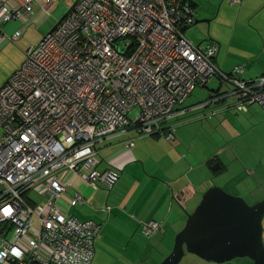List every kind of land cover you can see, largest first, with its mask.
Instances as JSON below:
<instances>
[{
  "label": "built area",
  "instance_id": "1",
  "mask_svg": "<svg viewBox=\"0 0 264 264\" xmlns=\"http://www.w3.org/2000/svg\"><path fill=\"white\" fill-rule=\"evenodd\" d=\"M37 9L36 0L0 3V41L22 37L23 29L3 28ZM196 20L187 0H77L28 48L0 89V264L93 263L102 226L70 215L60 201L89 202L77 189L69 194L67 175L93 191L117 180L119 173L99 169L100 140L133 131L128 147L149 137L174 141L189 110L182 106L215 76L229 89L198 105L209 110L205 118L264 108V76L245 79L243 65L222 72L219 46L204 48L183 33ZM161 228L142 223L146 236Z\"/></svg>",
  "mask_w": 264,
  "mask_h": 264
},
{
  "label": "crops",
  "instance_id": "2",
  "mask_svg": "<svg viewBox=\"0 0 264 264\" xmlns=\"http://www.w3.org/2000/svg\"><path fill=\"white\" fill-rule=\"evenodd\" d=\"M76 1L57 0L55 3H47L46 0H36L39 9L35 13L28 14L25 22L18 20L8 22L3 32L5 35H12L15 31L23 29V37L36 28L43 37L65 16ZM187 1L195 9L197 19L204 20V24L207 20L210 22L207 23L208 28L211 27L210 33L208 32V46L212 44L219 46L215 63L222 72L230 73L237 66L243 65L245 72L242 76L245 79L264 76V0H242L240 4H232L231 0ZM3 2L11 6L25 4V0H0V3ZM41 6L43 7L40 8ZM206 28L203 25L197 30L205 32ZM7 41L6 38L0 41V50ZM250 113L264 120L262 112L256 105L252 106ZM243 134L245 133L233 137L240 138L244 136ZM133 136H135L133 131L121 132L97 143L102 158L99 169L120 174L112 187L103 186L93 191L80 178L66 176L67 180H72L74 186L69 194H73L77 189L89 197V202L71 207L65 197L60 201L62 207L81 221L94 220L102 226L101 235L96 241L93 264H148L156 260L153 257L154 248L168 247V234L179 232L185 226L187 220L185 212H191L196 208L202 194L205 193L202 181L197 182L190 177L191 173L200 167L201 173L204 174V160L198 163L199 167L195 164L192 168L191 160L195 157L191 158V151L184 146L183 141H179L177 135L172 142L149 137L137 139L131 147L126 146V141ZM255 139L253 144L245 147L246 154L254 155L255 160L251 161L253 164L232 166L224 162L219 156L229 153V148L226 147L216 150L207 159L206 164L213 161L214 165L220 161L222 164L220 170L222 173H228L229 179L238 177L237 180L251 183L256 186V191L260 190L259 185L264 186V155L255 152L261 144L257 137ZM104 150H108L109 153L102 157ZM234 166L235 170L232 172ZM151 221L162 224V228L156 234L146 236L142 233V223ZM108 237L114 239L111 245L108 243ZM143 237L149 239L147 244H143L145 241ZM136 239L141 242L143 249L140 258L130 250L137 248ZM120 245H124V248L117 254Z\"/></svg>",
  "mask_w": 264,
  "mask_h": 264
},
{
  "label": "rangeland",
  "instance_id": "3",
  "mask_svg": "<svg viewBox=\"0 0 264 264\" xmlns=\"http://www.w3.org/2000/svg\"><path fill=\"white\" fill-rule=\"evenodd\" d=\"M226 4L228 6V3ZM203 25L206 28L207 23L204 24V22H202L192 26L186 31L185 36L191 42L197 45L199 44L202 47L206 48L209 45L208 36L211 31V27L209 29L207 25L205 32H199L197 28H200ZM42 38L43 37L40 35L37 29L33 28L28 35L23 36L16 41L8 40L7 42H5V46L0 50V87H2V85L13 75V73L21 67L26 58V51L28 50V48L31 45H37ZM228 89V85L221 86V81L216 76L208 82L206 88L200 87L195 89L193 94L186 100V102L182 106V108L189 110L180 117V120L177 121L180 123V125L176 129L175 135H177L179 141H183L182 143L184 144V146H186L188 150L191 151V158L192 156L195 157V159L191 160L190 165L192 168L195 164L196 167H199L200 165H198V163H201V161L204 160V174L201 173L200 167L196 171L192 172L190 177L194 181H202V188L205 190V192L212 186H220L230 194L242 195L250 203H255L264 198V186L259 185L260 190L256 191V186L251 183L239 181L237 180L238 177L229 179L228 173H222L221 170L214 171L212 169L213 161L206 164V162L208 161L207 159L221 147L229 148V153H226L224 156H219L224 162L229 163L230 165L237 164L236 166L246 164L248 166L253 164V162L251 161L255 160V158H253L254 155L252 154L251 156L250 154H246L245 147L253 144L256 140L255 137H257L259 143H261L259 144L260 147L257 148L255 152H259L261 156L264 155V120H261V118L258 119L255 115H252L250 113V109L253 105L249 108L248 113L242 114L232 109L227 111V113L225 114H216L210 118L204 117V115L209 112L207 108L197 106L208 99L209 94L212 90L226 91ZM256 107L259 108V110L262 112V116L264 117V108L260 105H256ZM251 121L255 122L251 123ZM256 121H258V123ZM247 130L248 132H245ZM240 133L245 134H243L244 136H241L240 138L233 137L234 135H239ZM1 134L2 128L0 127V136ZM230 145L232 146V148ZM107 153H109L108 150L102 151V157H105L104 155H106ZM237 158H239V161H237ZM234 170L235 166L232 167V172H234ZM251 191L253 193H251ZM194 209L190 213H192ZM176 233L170 232L168 234L167 248H154L153 257L156 260L152 259L154 261H150L148 262V264H158L170 253L174 245V238ZM107 239L110 245L114 241L112 237H108ZM144 239L145 241L143 242V244H147L149 242V239ZM136 242L137 248H132L130 250L134 251V254L138 258H140L143 254V249L141 246V242H139V240L137 239ZM121 248H124V245H120L117 248V254ZM180 264L215 263L206 262L196 257L194 254L187 253ZM226 264H248V261L243 259L233 260Z\"/></svg>",
  "mask_w": 264,
  "mask_h": 264
},
{
  "label": "water",
  "instance_id": "4",
  "mask_svg": "<svg viewBox=\"0 0 264 264\" xmlns=\"http://www.w3.org/2000/svg\"><path fill=\"white\" fill-rule=\"evenodd\" d=\"M203 21L197 19L194 25ZM191 27H183V33ZM221 167L218 161L212 169L218 171ZM114 182L107 185L112 187ZM185 214V226L176 233L170 253L158 264H180L187 253L208 262L225 263L247 257L252 264H264V198L251 205L242 195L212 186L194 211Z\"/></svg>",
  "mask_w": 264,
  "mask_h": 264
},
{
  "label": "flooded vegetation",
  "instance_id": "5",
  "mask_svg": "<svg viewBox=\"0 0 264 264\" xmlns=\"http://www.w3.org/2000/svg\"><path fill=\"white\" fill-rule=\"evenodd\" d=\"M248 201V200H247ZM249 202V201H248ZM258 202V201H257ZM256 203V202H255ZM255 203H250L249 202V204H251V205H253V204H255ZM263 227H264V219H263ZM263 241H264V229H263ZM196 256V255H195ZM196 257H198V256H196ZM199 258V257H198ZM201 259V258H200ZM247 260L248 261V264H252L253 263V261L252 260H250L249 258H247V257H245V258H235V259H233V260ZM201 260H203V259H201ZM233 260H231V261H233ZM204 261H206V260H204ZM231 261H227V262H225V263H216V262H210V263H215V264H226V263H228V262H231ZM206 262H208V261H206Z\"/></svg>",
  "mask_w": 264,
  "mask_h": 264
},
{
  "label": "trees",
  "instance_id": "6",
  "mask_svg": "<svg viewBox=\"0 0 264 264\" xmlns=\"http://www.w3.org/2000/svg\"><path fill=\"white\" fill-rule=\"evenodd\" d=\"M218 78H219V80L221 81V86H222V80H221V77H219V76H217ZM211 92H218V90L217 91H211ZM94 262V261H93ZM36 264V263H35ZM93 264V263H92Z\"/></svg>",
  "mask_w": 264,
  "mask_h": 264
}]
</instances>
